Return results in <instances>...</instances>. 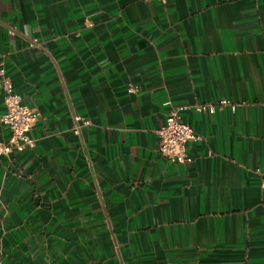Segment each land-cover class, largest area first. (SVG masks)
Segmentation results:
<instances>
[{"label":"crops","instance_id":"1","mask_svg":"<svg viewBox=\"0 0 264 264\" xmlns=\"http://www.w3.org/2000/svg\"><path fill=\"white\" fill-rule=\"evenodd\" d=\"M1 69L44 116L0 156L2 264H264V0H0Z\"/></svg>","mask_w":264,"mask_h":264},{"label":"built area","instance_id":"2","mask_svg":"<svg viewBox=\"0 0 264 264\" xmlns=\"http://www.w3.org/2000/svg\"><path fill=\"white\" fill-rule=\"evenodd\" d=\"M163 5L168 4V0H156ZM1 73V86L5 89L6 112L0 114V122L10 127L12 134L8 141L0 142V156H11L17 152H22L35 145V140L31 137L32 130L44 119L43 114L28 105L23 104L20 95L12 90L9 79ZM228 100L221 102V107L230 104ZM167 116L165 125L158 130L160 151L173 161L180 163H191L193 157L188 154L189 144L199 139L195 130L187 124L182 116L181 108L173 106ZM199 111H215V106L210 104L199 105ZM92 121L82 116L76 115L73 127L68 130L79 134L84 126H89ZM264 188V178L262 179ZM0 264L2 262L0 261Z\"/></svg>","mask_w":264,"mask_h":264}]
</instances>
